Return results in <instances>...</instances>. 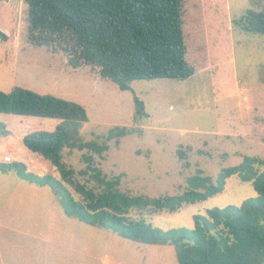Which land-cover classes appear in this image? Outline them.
Returning a JSON list of instances; mask_svg holds the SVG:
<instances>
[{
    "label": "rangeland",
    "instance_id": "374dc122",
    "mask_svg": "<svg viewBox=\"0 0 264 264\" xmlns=\"http://www.w3.org/2000/svg\"><path fill=\"white\" fill-rule=\"evenodd\" d=\"M182 1L186 60L195 72L183 80H133L128 90L95 69L70 67L60 50L24 42L23 0L0 1V30L7 35L0 40V90L20 86L81 104L88 116L79 130L85 140H101L115 126L134 128L119 144L108 141L103 158L94 155L106 175L121 176L120 189L131 195L178 194L197 170L214 179L243 155L264 158V35L233 25L247 8L264 11V0ZM134 96L147 113L136 121ZM0 121L7 129L0 135V161L9 155L30 171L58 175L48 160L23 145L22 137L53 131L61 119L0 113ZM83 152L64 149L63 160L78 170L84 167ZM256 195L250 182L231 176L220 193L146 221L165 231L192 229L195 215L239 206ZM102 245L116 264H178L174 246L125 239L67 217L48 186L0 172V264H100L87 251L94 246L100 252Z\"/></svg>",
    "mask_w": 264,
    "mask_h": 264
},
{
    "label": "trees",
    "instance_id": "16d2710c",
    "mask_svg": "<svg viewBox=\"0 0 264 264\" xmlns=\"http://www.w3.org/2000/svg\"><path fill=\"white\" fill-rule=\"evenodd\" d=\"M23 4L24 42L60 50L67 65L95 69L120 90H128L133 80H183L195 72L186 60L182 0H23ZM233 25L244 33L264 35V11L247 8ZM6 39L0 30V40ZM133 101V120L147 116L143 101L137 96ZM0 113L61 119L53 131L22 137L23 145L48 160L57 177L30 171L20 160L0 161V172L48 186L67 217L125 239L172 245L178 264H264V158L243 155L239 163L220 169L214 179L197 170L187 178V189L178 194L131 195L120 189L121 176L106 175L94 155L103 158L108 141L117 145L134 128L115 126L101 140H85L79 130L88 116L81 104L20 86L0 90ZM6 134L0 121V135ZM64 149L85 151L80 155L84 167L75 170L67 165ZM177 153L185 158L183 151ZM231 176L250 182L257 195L239 206L195 215L192 229L165 231L146 221V216L174 213L220 193Z\"/></svg>",
    "mask_w": 264,
    "mask_h": 264
},
{
    "label": "crops",
    "instance_id": "0c3cea01",
    "mask_svg": "<svg viewBox=\"0 0 264 264\" xmlns=\"http://www.w3.org/2000/svg\"><path fill=\"white\" fill-rule=\"evenodd\" d=\"M13 146L9 147V150H13ZM87 251L88 256H90L91 258H95V260H97L100 264H116L117 261L113 259L112 256L108 255L105 250H104V245L101 246V250L100 252L97 250H94L93 247Z\"/></svg>",
    "mask_w": 264,
    "mask_h": 264
},
{
    "label": "built area",
    "instance_id": "2783aa9c",
    "mask_svg": "<svg viewBox=\"0 0 264 264\" xmlns=\"http://www.w3.org/2000/svg\"><path fill=\"white\" fill-rule=\"evenodd\" d=\"M3 161L10 162L11 161V157L9 155H5V156H3Z\"/></svg>",
    "mask_w": 264,
    "mask_h": 264
}]
</instances>
